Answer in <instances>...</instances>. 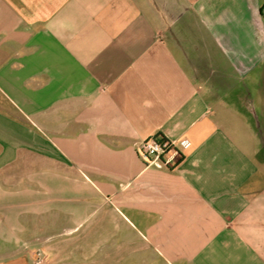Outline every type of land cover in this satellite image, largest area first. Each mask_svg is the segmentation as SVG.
I'll list each match as a JSON object with an SVG mask.
<instances>
[{
    "label": "crops",
    "instance_id": "0c3cea01",
    "mask_svg": "<svg viewBox=\"0 0 264 264\" xmlns=\"http://www.w3.org/2000/svg\"><path fill=\"white\" fill-rule=\"evenodd\" d=\"M151 135L189 144L147 165ZM40 244L264 264V0H0V264Z\"/></svg>",
    "mask_w": 264,
    "mask_h": 264
},
{
    "label": "built area",
    "instance_id": "2783aa9c",
    "mask_svg": "<svg viewBox=\"0 0 264 264\" xmlns=\"http://www.w3.org/2000/svg\"><path fill=\"white\" fill-rule=\"evenodd\" d=\"M186 140L175 141L167 137L151 135L134 143V150L147 165L171 168L181 158L182 149L188 146Z\"/></svg>",
    "mask_w": 264,
    "mask_h": 264
},
{
    "label": "rangeland",
    "instance_id": "374dc122",
    "mask_svg": "<svg viewBox=\"0 0 264 264\" xmlns=\"http://www.w3.org/2000/svg\"><path fill=\"white\" fill-rule=\"evenodd\" d=\"M35 246H37V248L34 250V256L32 257V259H33V262L35 264H41L43 262V260H42L43 254L41 253V250L38 249L39 247H41V244L35 245ZM105 262L106 261H102L101 259L91 261L92 264H105ZM129 263L130 264H139V261H138V259H134V260L132 259L131 261H129ZM148 264H167V263H165L162 260L155 259V260H150Z\"/></svg>",
    "mask_w": 264,
    "mask_h": 264
}]
</instances>
